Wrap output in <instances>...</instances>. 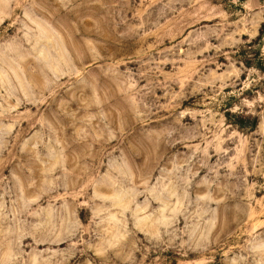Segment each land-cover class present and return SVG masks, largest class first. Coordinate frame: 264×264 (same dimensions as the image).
I'll return each mask as SVG.
<instances>
[{
    "label": "rangeland",
    "instance_id": "rangeland-1",
    "mask_svg": "<svg viewBox=\"0 0 264 264\" xmlns=\"http://www.w3.org/2000/svg\"><path fill=\"white\" fill-rule=\"evenodd\" d=\"M0 264H264V0H0Z\"/></svg>",
    "mask_w": 264,
    "mask_h": 264
}]
</instances>
